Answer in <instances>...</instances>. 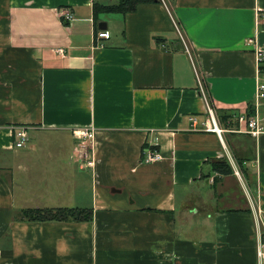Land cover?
<instances>
[{
	"label": "crops",
	"instance_id": "0c3cea01",
	"mask_svg": "<svg viewBox=\"0 0 264 264\" xmlns=\"http://www.w3.org/2000/svg\"><path fill=\"white\" fill-rule=\"evenodd\" d=\"M159 1L97 27L94 5L119 0H0V264H264V134L238 122L254 112L264 0ZM37 207L94 219L15 220Z\"/></svg>",
	"mask_w": 264,
	"mask_h": 264
},
{
	"label": "built area",
	"instance_id": "2783aa9c",
	"mask_svg": "<svg viewBox=\"0 0 264 264\" xmlns=\"http://www.w3.org/2000/svg\"><path fill=\"white\" fill-rule=\"evenodd\" d=\"M64 19L67 21H72L74 19V15L67 11L64 14ZM259 22L261 20L264 21V12H259L258 14ZM180 31V30H179ZM178 31V32H179ZM111 36L110 31L101 30L99 31L97 38L99 39H109ZM250 44H257V39L252 38L249 40ZM263 57L261 53L258 55V64H259V77L257 79V92L255 96V100L253 102L254 112L252 114L248 113L246 110L244 113L238 116V122L242 126L245 124L246 127L241 128V132L251 135L252 137H259L264 134V67L263 65ZM202 93L203 89H202ZM208 114L209 119L212 125H207V130L212 132H217L221 134V130L218 127V123L216 121V115L214 113L213 108L208 106ZM192 122L195 127L198 126V118L192 117ZM74 136L77 139V147L80 151H84L93 146L95 142V130L91 128H77L74 130ZM17 142L15 143L16 148H23L29 141V132L27 126H22L17 129ZM144 160L147 163H154L162 160V155L159 150L153 147L151 149L146 150ZM261 248L260 255H264V236L261 238Z\"/></svg>",
	"mask_w": 264,
	"mask_h": 264
},
{
	"label": "trees",
	"instance_id": "16d2710c",
	"mask_svg": "<svg viewBox=\"0 0 264 264\" xmlns=\"http://www.w3.org/2000/svg\"><path fill=\"white\" fill-rule=\"evenodd\" d=\"M159 0H119L118 3L113 5H94L95 23L98 27V17L101 14H123L135 12L142 4L156 3ZM232 115H222L220 119L229 121ZM219 167V165H216ZM220 167L226 169L223 164ZM215 168V166H214ZM225 173H230L228 170ZM94 219V209L84 207H57V208H25L20 210L16 217V221L31 222V223H46V222H76L87 223L92 222Z\"/></svg>",
	"mask_w": 264,
	"mask_h": 264
},
{
	"label": "rangeland",
	"instance_id": "374dc122",
	"mask_svg": "<svg viewBox=\"0 0 264 264\" xmlns=\"http://www.w3.org/2000/svg\"><path fill=\"white\" fill-rule=\"evenodd\" d=\"M101 17H102V18H104V16H103V15H102ZM33 203H34V202H33ZM31 205H32V204H31ZM30 207H34V206H30Z\"/></svg>",
	"mask_w": 264,
	"mask_h": 264
}]
</instances>
